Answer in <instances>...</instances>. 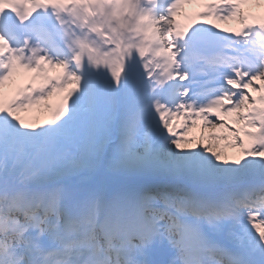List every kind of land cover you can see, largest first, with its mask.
I'll use <instances>...</instances> for the list:
<instances>
[{
	"label": "snow or ice",
	"instance_id": "1",
	"mask_svg": "<svg viewBox=\"0 0 264 264\" xmlns=\"http://www.w3.org/2000/svg\"><path fill=\"white\" fill-rule=\"evenodd\" d=\"M0 264H264V0H0Z\"/></svg>",
	"mask_w": 264,
	"mask_h": 264
},
{
	"label": "bare ground",
	"instance_id": "2",
	"mask_svg": "<svg viewBox=\"0 0 264 264\" xmlns=\"http://www.w3.org/2000/svg\"><path fill=\"white\" fill-rule=\"evenodd\" d=\"M196 10H198V8L196 7L194 10H192V11H196ZM188 12H191V9L190 10H188ZM178 19H179V17H177Z\"/></svg>",
	"mask_w": 264,
	"mask_h": 264
},
{
	"label": "rangeland",
	"instance_id": "3",
	"mask_svg": "<svg viewBox=\"0 0 264 264\" xmlns=\"http://www.w3.org/2000/svg\"><path fill=\"white\" fill-rule=\"evenodd\" d=\"M228 26H229V25H228ZM231 26H232V25H231ZM231 26H230V27H231Z\"/></svg>",
	"mask_w": 264,
	"mask_h": 264
}]
</instances>
